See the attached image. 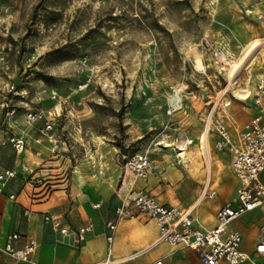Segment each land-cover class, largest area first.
I'll return each instance as SVG.
<instances>
[{
  "label": "rangeland",
  "instance_id": "obj_1",
  "mask_svg": "<svg viewBox=\"0 0 264 264\" xmlns=\"http://www.w3.org/2000/svg\"><path fill=\"white\" fill-rule=\"evenodd\" d=\"M255 39L264 54V0H0V166L14 165L20 136L66 163L70 184L115 204L124 163L146 153L160 192L177 194L179 135L226 102L237 122L253 113L220 57ZM253 69L255 88L264 64ZM28 114L39 117L30 126ZM49 120L55 152L40 134Z\"/></svg>",
  "mask_w": 264,
  "mask_h": 264
},
{
  "label": "crops",
  "instance_id": "obj_2",
  "mask_svg": "<svg viewBox=\"0 0 264 264\" xmlns=\"http://www.w3.org/2000/svg\"><path fill=\"white\" fill-rule=\"evenodd\" d=\"M262 77L264 75L258 79ZM250 102L254 111L242 123L234 118L230 102H226L228 104L225 103V106H216V112L224 116L232 140L258 114V108L251 98ZM203 133L202 124L200 126L197 123L193 133L184 132L175 142L177 146L184 140H192V144L185 151L186 160L181 162L178 158L179 169L173 164L169 166L170 170L177 171L179 177L184 179L177 194L171 189L160 192L154 167L147 180L138 179L133 182L134 190L149 192L159 204L189 212L194 220L193 228L200 231L210 230L215 226L216 214L233 199L236 190V180L230 165L232 156L227 150L215 149L219 137L213 128L205 135L212 169L211 175H207V165L197 149L198 135ZM26 145L24 152L14 155V165L0 166V171L12 169L17 173L16 178L8 183L0 195L1 243L12 233L20 236L14 243L17 250L33 240L36 250L31 260L37 264H98L106 258L112 264H153L158 260L163 264H201L195 252L171 247L162 240L155 220L145 215L117 222L113 241L109 244L106 237L110 235V231L106 224L115 219V209L120 202L110 204L106 198L89 197L75 183L70 184L66 163L48 150L43 152L39 145ZM149 160L151 161L150 158ZM224 168L227 177L222 179L219 172ZM121 174L122 169L117 181L118 187ZM262 175L264 172L260 176L264 183ZM10 195H14L15 199L10 200ZM95 204H100L98 210L92 208ZM44 215L59 218L62 226L68 230H78L88 224L93 225V230L85 233L79 243L75 244L72 233L64 236L53 231L49 224L44 223ZM262 226L264 206L256 208L230 225L231 229L240 234V250L251 261L258 259L254 248L260 238ZM0 264H15V261L0 254Z\"/></svg>",
  "mask_w": 264,
  "mask_h": 264
},
{
  "label": "built area",
  "instance_id": "obj_3",
  "mask_svg": "<svg viewBox=\"0 0 264 264\" xmlns=\"http://www.w3.org/2000/svg\"><path fill=\"white\" fill-rule=\"evenodd\" d=\"M250 98L258 108V114L243 126L234 140L226 127L223 114L217 113L216 107L210 110L204 122L203 129L210 131L213 128L219 137L215 143V149L227 150L231 154L230 165L236 180L235 195L216 214L215 226L206 231L194 229V220L189 212L163 206L149 192L134 190L133 182L138 179L147 180L153 171V165L147 154L139 153L128 158L122 167L118 194H121L123 198L115 209V219L106 224L110 231V235L106 237L109 244L113 241L117 222L145 215L155 220L162 240L171 247L185 248L195 252L201 264H219L220 262L264 264V226L261 228L260 238L254 248V253L258 256L255 261H251L249 256L240 250L241 236L230 228V225L240 217L264 206V183L260 179L261 173L264 172V77L257 80L255 93ZM2 107L8 109L9 105L4 103ZM12 115L13 112L7 111L6 116ZM37 119H39L37 115L28 114L27 126ZM52 126V120L47 121L46 127L40 131V134L48 138L50 149L55 152L57 143L49 134ZM10 144L16 154L24 152L26 147V141L20 136H12ZM191 144L192 140H184L177 144V155L185 152ZM16 176V171L12 169L0 171V195ZM212 196L213 194L210 195ZM9 199L14 200L15 196L10 195ZM92 208L98 209L100 204H95ZM43 221L61 235L72 233L75 244L79 243L85 233L93 230L92 224L78 230H68L62 226L59 218L49 215H44ZM19 238L20 236L16 233L9 234L3 243L0 242V254L12 258L15 264H37L31 260L36 250V243L30 240L17 250L14 243ZM98 264H111V261L106 258ZM153 264H163V262L158 260Z\"/></svg>",
  "mask_w": 264,
  "mask_h": 264
},
{
  "label": "bare ground",
  "instance_id": "obj_4",
  "mask_svg": "<svg viewBox=\"0 0 264 264\" xmlns=\"http://www.w3.org/2000/svg\"><path fill=\"white\" fill-rule=\"evenodd\" d=\"M260 45L261 44L259 42V39L251 40L246 44V46L243 48L242 53L236 59L229 61L225 56L220 57L223 66L226 67L225 74L228 80V85L232 87L234 97H236L241 101L248 99L249 97L252 96V94L255 93V88L252 86V80H250V78H251L252 70H254L253 66L256 65L257 69L259 70L261 68V65L264 64V60H258L260 54L264 55L261 53L262 50L260 49ZM192 52H193L192 59L195 70L197 69L203 71L204 67L200 56L194 50ZM243 72L245 73L246 78L238 83V77ZM258 77H261V74H259ZM228 103H226L225 105H227ZM203 132H204L203 134L198 135L197 149L200 156L201 155L203 156L205 163L208 164L210 163L208 156V142L206 141V137H205V135H207L206 133L207 129L206 128L203 129ZM176 158H180L181 162L185 161L186 160L185 152H181L180 154L177 155ZM211 173L212 172H210L209 170L207 171V175L210 176Z\"/></svg>",
  "mask_w": 264,
  "mask_h": 264
}]
</instances>
